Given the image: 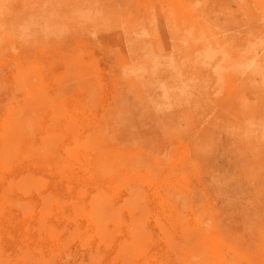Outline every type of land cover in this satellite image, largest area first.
Instances as JSON below:
<instances>
[{
    "label": "rangeland",
    "instance_id": "374dc122",
    "mask_svg": "<svg viewBox=\"0 0 264 264\" xmlns=\"http://www.w3.org/2000/svg\"><path fill=\"white\" fill-rule=\"evenodd\" d=\"M1 206L0 264H264V0H0Z\"/></svg>",
    "mask_w": 264,
    "mask_h": 264
},
{
    "label": "bare ground",
    "instance_id": "6f19581e",
    "mask_svg": "<svg viewBox=\"0 0 264 264\" xmlns=\"http://www.w3.org/2000/svg\"><path fill=\"white\" fill-rule=\"evenodd\" d=\"M23 87V86H22ZM23 108V107H22ZM15 110V109H14ZM19 112V111H18ZM22 113V112H21ZM20 113V114H21ZM18 115V114H17ZM23 116V115H22ZM25 116H27V115H25ZM24 118V117H23ZM26 118V117H25ZM23 119V120H26V119ZM28 118V117H27ZM35 131H36V128H35ZM98 146V145H97ZM82 161V160H81ZM99 162V161H98ZM61 163V162H60ZM75 163H76V161H75ZM78 163H80V162H78ZM75 165V164H74ZM71 166V165H70ZM79 165H77V167H78ZM80 168H81V166H79ZM82 171H83V169H81ZM75 171V170H74ZM67 173V172H66ZM76 174H77V171L75 172ZM75 173H74V175H75ZM87 173V172H86ZM86 173H83V174H86ZM71 174V173H70ZM59 175H60V173H59ZM26 176H29V175H26ZM67 176V175H66ZM76 176V175H75ZM87 178H89V177H87ZM78 179V178H77ZM85 179V178H84ZM63 180V179H62ZM87 180V179H86ZM89 180V179H88ZM78 181V180H77ZM62 182V181H61ZM67 182V181H66ZM103 184V183H102ZM59 188V187H58ZM57 190V189H56ZM55 191V190H54ZM61 192V191H60ZM56 193V192H55ZM63 194V193H62ZM31 197V196H30ZM49 197V196H48ZM34 200V199H33ZM39 201V200H38ZM37 201V202H38ZM152 201V200H151ZM48 202V201H47ZM85 203V202H84ZM99 208V207H98ZM3 207L1 206V208H0V210H1V213H0V224H1V222H2V220H3V218H2V216H3V213H4V211H3ZM43 211H45V210H43ZM72 211V210H71ZM39 214V213H38ZM100 216H101V214H100ZM39 219V218H38ZM87 220V219H86ZM98 220V219H97ZM32 222H33V220H32ZM28 225V224H27ZM1 226V225H0ZM3 226V225H2ZM60 226V225H59ZM93 227V226H92ZM2 228V227H1ZM95 228V227H94ZM92 231V230H91ZM28 234V233H27ZM26 235V234H25ZM80 236V235H79ZM94 239V238H93ZM24 240V239H23ZM22 241V240H21ZM24 243V242H23ZM79 243H81V241L79 242ZM9 244V243H8ZM41 244V243H40ZM47 245V244H46ZM16 246V245H15ZM45 246V245H44ZM60 247V246H59ZM58 247V248H59ZM56 248V247H55ZM61 249H62V247H61ZM84 251V250H83ZM18 252V251H17ZM38 263V262H37Z\"/></svg>",
    "mask_w": 264,
    "mask_h": 264
}]
</instances>
